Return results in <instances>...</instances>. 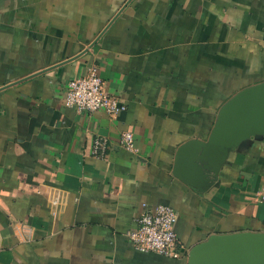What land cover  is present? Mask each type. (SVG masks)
I'll return each mask as SVG.
<instances>
[{
	"label": "crops",
	"instance_id": "0c3cea01",
	"mask_svg": "<svg viewBox=\"0 0 264 264\" xmlns=\"http://www.w3.org/2000/svg\"><path fill=\"white\" fill-rule=\"evenodd\" d=\"M127 2L0 0V264H188L212 235L264 233V139L205 192L174 175L179 148L264 82V0H131L120 13ZM92 67L125 112L66 107ZM127 131L137 153L120 145ZM159 205L177 212L180 259L128 237Z\"/></svg>",
	"mask_w": 264,
	"mask_h": 264
},
{
	"label": "water",
	"instance_id": "95a60500",
	"mask_svg": "<svg viewBox=\"0 0 264 264\" xmlns=\"http://www.w3.org/2000/svg\"><path fill=\"white\" fill-rule=\"evenodd\" d=\"M263 139L264 82L238 92L224 104L208 140L192 139L179 148L174 175L205 192L218 186L221 170L234 152ZM188 258V264H264V233L212 235L195 246Z\"/></svg>",
	"mask_w": 264,
	"mask_h": 264
},
{
	"label": "built area",
	"instance_id": "2783aa9c",
	"mask_svg": "<svg viewBox=\"0 0 264 264\" xmlns=\"http://www.w3.org/2000/svg\"><path fill=\"white\" fill-rule=\"evenodd\" d=\"M65 105L79 113H95L105 111L112 117L127 110V106L115 95H111L105 88V83L98 69L92 67L84 76L75 78L68 83ZM120 145L129 152L137 153L135 136L132 132H123ZM110 140L104 136H97L93 140L92 154L98 158H106ZM264 203V188L260 192ZM178 217L173 207L159 205L146 210L138 221V228L129 233L128 237L133 247L143 253H156L164 257L180 259L182 251L179 246L178 234L175 230Z\"/></svg>",
	"mask_w": 264,
	"mask_h": 264
}]
</instances>
